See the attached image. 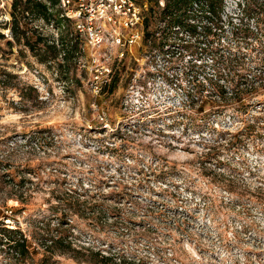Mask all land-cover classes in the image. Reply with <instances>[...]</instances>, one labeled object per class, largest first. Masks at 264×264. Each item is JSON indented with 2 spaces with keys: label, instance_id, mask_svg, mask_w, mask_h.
Segmentation results:
<instances>
[{
  "label": "rangeland",
  "instance_id": "obj_1",
  "mask_svg": "<svg viewBox=\"0 0 264 264\" xmlns=\"http://www.w3.org/2000/svg\"><path fill=\"white\" fill-rule=\"evenodd\" d=\"M15 1L11 21L0 8V264H264V82L233 96L264 75V0H216L181 40L149 4L156 40L99 94L72 23ZM39 38L68 46L65 64Z\"/></svg>",
  "mask_w": 264,
  "mask_h": 264
},
{
  "label": "built area",
  "instance_id": "obj_2",
  "mask_svg": "<svg viewBox=\"0 0 264 264\" xmlns=\"http://www.w3.org/2000/svg\"><path fill=\"white\" fill-rule=\"evenodd\" d=\"M167 1L58 0L61 16L72 23L82 41L83 51L86 53L85 66L91 75L92 92L99 94L111 86L116 60L121 61L129 55L130 61L133 59L140 61L135 48L141 46L145 38L148 5L156 3L159 8L163 9ZM13 2L14 0H0L1 18L6 21L12 20ZM188 9V12L196 17L197 15L199 17L212 15L205 0L199 3L194 2L188 6ZM194 21L198 20L193 18L189 20L190 23ZM158 24L165 26L162 29L168 37L172 36L179 40L197 32V30L191 32L179 25L165 32L168 24L161 21ZM152 53L155 57L160 54L158 50Z\"/></svg>",
  "mask_w": 264,
  "mask_h": 264
},
{
  "label": "trees",
  "instance_id": "obj_3",
  "mask_svg": "<svg viewBox=\"0 0 264 264\" xmlns=\"http://www.w3.org/2000/svg\"><path fill=\"white\" fill-rule=\"evenodd\" d=\"M153 1V0H151ZM206 3L208 4V8L210 10V13L213 15H217L218 10L221 7V3L222 1H220L219 3L216 2V0H205ZM50 5L43 3L41 0H27L26 1V8L24 9V12L27 11H32L33 13H35V15L38 18H42L45 21L48 22H53L56 24V27L58 29H61L62 27H64V18L61 16V12H59L58 10H54V5L58 3V0H49ZM194 2H204V0H168L166 3V6L161 9L157 6V4L155 3L154 5L161 10V15L159 17H155V22H166L168 24V27L166 28L165 32L169 31L168 29H170L171 27L175 26V25H179L184 29H188L191 32H196L197 30V26L190 23L189 20H191V18L193 19H199L200 17L197 15L193 16L188 12V6L192 5ZM13 11L11 13H15V10L18 8V4L15 2H13ZM151 12H153V5H151L150 8ZM155 11V10H154ZM152 16V15H151ZM15 23L16 26L14 24V28L17 27V18L15 17ZM149 21L150 18L146 19L145 22V27H146V34H145V38L144 40L146 41H150V39L154 38V40H156V34L157 31H153L151 32L149 30ZM13 29V27H12ZM62 30V29H61ZM17 40H21L20 36H18V33L16 32ZM39 37V36H38ZM165 37H167V35H165ZM163 37V38H165ZM40 40H38L40 43H42L43 47L45 48V52L44 55H48V53H51V58H41L43 62H48L49 59L52 60H56L58 59L59 56L63 57V63L65 64V62L68 60V58L70 57V48L68 46H64L62 45L64 48L59 47L55 41L49 42L47 40H42V38H39ZM61 40L63 41V38H61ZM166 41H163V43L165 44ZM27 45L30 44V42L27 41L26 43ZM33 49H35L33 47ZM42 54L40 53V56ZM264 75H262L261 73L255 74L254 75V80L251 84H246L243 88H238L236 91L233 92V96L236 97V95H240L239 97H241V94H249L251 92H253V89L257 88L258 85L262 84V82H264ZM243 79H247V77L243 76ZM3 233V236L7 237V234L15 232L12 230H8V229H2L1 230ZM7 233V234H6ZM16 233V232H15ZM27 239L25 237H20L19 239H15L14 241V249L16 251L17 255H22L26 252H28L27 250Z\"/></svg>",
  "mask_w": 264,
  "mask_h": 264
}]
</instances>
